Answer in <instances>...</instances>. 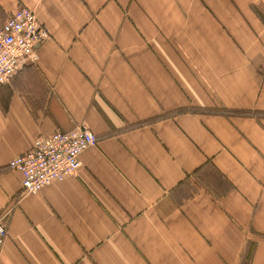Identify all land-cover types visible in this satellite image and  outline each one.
Returning a JSON list of instances; mask_svg holds the SVG:
<instances>
[{"label": "crops", "instance_id": "obj_1", "mask_svg": "<svg viewBox=\"0 0 264 264\" xmlns=\"http://www.w3.org/2000/svg\"><path fill=\"white\" fill-rule=\"evenodd\" d=\"M20 6L49 38L0 84V264H264V0H0V27ZM83 124L78 172L23 193L9 162Z\"/></svg>", "mask_w": 264, "mask_h": 264}, {"label": "built area", "instance_id": "obj_2", "mask_svg": "<svg viewBox=\"0 0 264 264\" xmlns=\"http://www.w3.org/2000/svg\"><path fill=\"white\" fill-rule=\"evenodd\" d=\"M49 32L35 12L20 6L0 27V84L14 80L19 72L35 65L38 48ZM98 141L85 124L72 130H57L49 136H39L32 148L13 158L8 167L23 175V193H37L43 187L74 175L82 166L81 154ZM7 224L0 218V243L7 236Z\"/></svg>", "mask_w": 264, "mask_h": 264}, {"label": "rangeland", "instance_id": "obj_3", "mask_svg": "<svg viewBox=\"0 0 264 264\" xmlns=\"http://www.w3.org/2000/svg\"><path fill=\"white\" fill-rule=\"evenodd\" d=\"M4 23L2 24V26L4 25ZM219 178H220L219 172H217L214 169H211V167H208V171L206 173H204V171H202V172H200L198 174H195L194 176H192L191 178H189L183 184V187H182V190H183L182 196L183 195L187 196L188 194L193 193L194 191H196L198 189H203V188H209L210 190H213L212 188L217 187V184H215L214 182H219L220 181ZM249 252H250V248L247 249V253L245 255V260L246 261H247V257L249 255ZM245 260H244V262H246ZM244 262H243V264H244Z\"/></svg>", "mask_w": 264, "mask_h": 264}, {"label": "trees", "instance_id": "obj_4", "mask_svg": "<svg viewBox=\"0 0 264 264\" xmlns=\"http://www.w3.org/2000/svg\"><path fill=\"white\" fill-rule=\"evenodd\" d=\"M250 256V252H249V255H248V257ZM248 257H247V261L246 262H244V264H247L248 263Z\"/></svg>", "mask_w": 264, "mask_h": 264}]
</instances>
